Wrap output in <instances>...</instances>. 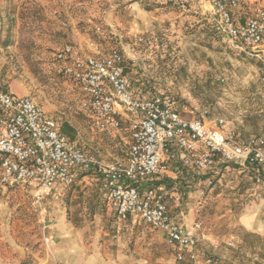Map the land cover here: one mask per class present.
<instances>
[{"label":"rangeland","instance_id":"374dc122","mask_svg":"<svg viewBox=\"0 0 264 264\" xmlns=\"http://www.w3.org/2000/svg\"><path fill=\"white\" fill-rule=\"evenodd\" d=\"M259 10L264 0H241L235 16ZM88 38L122 52L141 97L169 95L190 119L206 111L233 138L264 136L258 64L217 32L204 1L175 8L164 0H0V79L11 94L29 96L60 126L67 124L74 143L95 160L124 161L130 139L125 126L98 131L80 110L77 89L58 72L55 52ZM179 170L177 179L150 185L167 193L170 216L201 226V252L218 264H264V193L251 175L229 167L208 185L206 176ZM81 177L47 196L30 188L5 192L0 264L173 263L160 232L137 219L117 222L96 175Z\"/></svg>","mask_w":264,"mask_h":264},{"label":"built area","instance_id":"2783aa9c","mask_svg":"<svg viewBox=\"0 0 264 264\" xmlns=\"http://www.w3.org/2000/svg\"><path fill=\"white\" fill-rule=\"evenodd\" d=\"M208 4L217 32L240 54L258 63L264 88V10L236 17L241 0H164L175 8ZM95 28V34H100ZM58 72L77 89L79 108L100 132L127 128L130 144L124 161L95 160L60 131V125L29 96L11 94L0 79V198L9 189L30 188L47 196L74 185L83 174L96 175L103 202L117 222L137 219L164 235L173 264H218L198 249L201 226L187 228L169 214L167 193L150 183L177 170L206 176L220 168L251 172L264 189V139L234 140L224 121L186 118L169 95L141 97L135 90L124 55L104 49L95 39L65 44L54 54ZM172 198V197H171ZM178 204L179 197H174ZM232 245V244H231Z\"/></svg>","mask_w":264,"mask_h":264},{"label":"crops","instance_id":"0c3cea01","mask_svg":"<svg viewBox=\"0 0 264 264\" xmlns=\"http://www.w3.org/2000/svg\"><path fill=\"white\" fill-rule=\"evenodd\" d=\"M250 58V57H249ZM252 59V58H251ZM254 60V59H253ZM256 61V60H255ZM256 63H257V61H256ZM258 64V63H257ZM129 72V71H128ZM131 74L132 73H130L129 72V76H130V78H131V80L132 81H134L133 79H132V77H131ZM257 75H258V73H257ZM258 78V77H257ZM259 82V81H258ZM225 132V131H224ZM225 134H227L226 132H225ZM227 136L228 137H230V138H232V139H234V140H238V139H247V138H250V137H258V138H262V139H264V136H254V135H252V136H247V137H243V138H239V137H237V138H233V137H231V136H229L228 134H227ZM229 168V167H228ZM228 168H223V169H228ZM233 169H235L239 174H245V173H247L248 175L251 173V172H249V171H242V170H240V169H237V168H235V167H232ZM222 168H220V169H218V171L219 170H221ZM177 171H179V173H181L182 171H180L179 169L177 170ZM217 171V172H218ZM178 172H176V174H174V173H169V176H168V179L169 180H175V179H177V175L179 174ZM260 188V187H259ZM261 191L264 193V189L263 188H261ZM111 213H112V211L109 209V208H107ZM113 214V213H112ZM170 214V213H169ZM174 221H176V222H179L180 224H182V225H184L185 227H187V228H192V226H187V225H185L184 223H181V221L180 220H177L175 217H172V216H170ZM246 219H250V218H246ZM252 219H254V218H252ZM133 222L135 221V220H132ZM243 221V220H242ZM130 222V221H129ZM258 222V221H257ZM262 225V224H261ZM244 226V225H243ZM263 226V225H262ZM162 234V233H161ZM162 237H163V241H164V243H165V240H164V235L162 234ZM197 249H198V251L202 254V255H204V256H209V255H206V254H204L203 252H201V250L199 249V240H198V246H197ZM172 255V254H171ZM172 259H173V257H172ZM173 264V263H172Z\"/></svg>","mask_w":264,"mask_h":264},{"label":"trees","instance_id":"16d2710c","mask_svg":"<svg viewBox=\"0 0 264 264\" xmlns=\"http://www.w3.org/2000/svg\"><path fill=\"white\" fill-rule=\"evenodd\" d=\"M60 131L63 135H65L70 141H73V137L71 136L72 129L67 125L60 126ZM99 181V180H98ZM100 183V182H99ZM101 187V186H100ZM101 192V188H100Z\"/></svg>","mask_w":264,"mask_h":264},{"label":"bare ground","instance_id":"6f19581e","mask_svg":"<svg viewBox=\"0 0 264 264\" xmlns=\"http://www.w3.org/2000/svg\"><path fill=\"white\" fill-rule=\"evenodd\" d=\"M254 224V222H249L248 224H246L248 227H254V226H252ZM251 229V228H250Z\"/></svg>","mask_w":264,"mask_h":264}]
</instances>
